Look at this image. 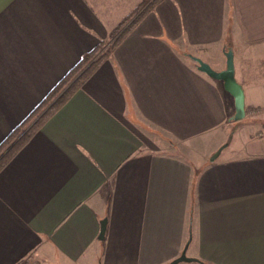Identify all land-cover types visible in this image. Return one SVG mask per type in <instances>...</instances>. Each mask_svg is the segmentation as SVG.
<instances>
[{
	"label": "crops",
	"instance_id": "crops-1",
	"mask_svg": "<svg viewBox=\"0 0 264 264\" xmlns=\"http://www.w3.org/2000/svg\"><path fill=\"white\" fill-rule=\"evenodd\" d=\"M142 1L0 0V143ZM261 107L264 0L159 1L0 169V264H264Z\"/></svg>",
	"mask_w": 264,
	"mask_h": 264
},
{
	"label": "trees",
	"instance_id": "trees-1",
	"mask_svg": "<svg viewBox=\"0 0 264 264\" xmlns=\"http://www.w3.org/2000/svg\"><path fill=\"white\" fill-rule=\"evenodd\" d=\"M161 0H153L149 6L125 26L117 35L110 48L96 54L97 49L83 56L75 66L65 74L57 84L48 92L42 102L26 118V120L13 129L0 143V169L14 155V153L28 140L31 134L37 130L41 122L51 115L76 89H78L98 64L106 57L110 49L120 41L129 29ZM98 48V46H97Z\"/></svg>",
	"mask_w": 264,
	"mask_h": 264
},
{
	"label": "water",
	"instance_id": "water-1",
	"mask_svg": "<svg viewBox=\"0 0 264 264\" xmlns=\"http://www.w3.org/2000/svg\"><path fill=\"white\" fill-rule=\"evenodd\" d=\"M225 56V68L222 70H215L210 67V65L200 58L190 56L196 63L197 67L200 71L206 73L208 76L222 81L223 88L227 91L234 100V113L231 116V120L238 121L241 120L245 116V106H244V91L242 86L237 82L234 75V62H233V54L230 49L224 52ZM223 146L219 147L211 156L210 160L213 161ZM105 220L101 222V229L99 233V237H102L104 233ZM187 241L181 250L180 254L173 258L166 264H179L181 262H197L199 264H204L201 260L188 256L186 254V249L188 245Z\"/></svg>",
	"mask_w": 264,
	"mask_h": 264
},
{
	"label": "rangeland",
	"instance_id": "rangeland-1",
	"mask_svg": "<svg viewBox=\"0 0 264 264\" xmlns=\"http://www.w3.org/2000/svg\"><path fill=\"white\" fill-rule=\"evenodd\" d=\"M153 0H143L140 5H139V11L137 12V14L135 15L134 18L136 17H139L140 14L143 13V11H145V9L149 6V3L152 2ZM131 18H125L123 20L122 23L119 24V26H117V28H115L111 34L109 35V38L105 41V42H102L98 45V48L97 51H96V54H99L101 53L102 51H105L106 49L110 48L113 41L115 40V38L117 37V35L119 34V32L124 28V24H126ZM131 22V21H130ZM129 22V23H130ZM247 112V111H245ZM260 113L262 112V114L264 113V107H261L260 109L258 110H254V109H251L248 113V115L251 117H257V113ZM246 114V113H245ZM245 119V116L241 119V120H244ZM263 129H260L259 132H262ZM231 135V134H230ZM259 136V134H257Z\"/></svg>",
	"mask_w": 264,
	"mask_h": 264
},
{
	"label": "built area",
	"instance_id": "built-area-1",
	"mask_svg": "<svg viewBox=\"0 0 264 264\" xmlns=\"http://www.w3.org/2000/svg\"><path fill=\"white\" fill-rule=\"evenodd\" d=\"M259 136H264V129L262 132H258Z\"/></svg>",
	"mask_w": 264,
	"mask_h": 264
}]
</instances>
